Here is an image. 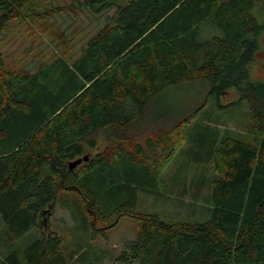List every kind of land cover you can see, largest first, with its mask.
I'll use <instances>...</instances> for the list:
<instances>
[{"label": "trees", "instance_id": "16d2710c", "mask_svg": "<svg viewBox=\"0 0 264 264\" xmlns=\"http://www.w3.org/2000/svg\"><path fill=\"white\" fill-rule=\"evenodd\" d=\"M33 1L0 0V34ZM81 5L115 11L71 62L58 57L14 73L0 52V219L7 242L0 264H72L77 250L65 249L50 231L19 243L38 231L39 214L54 207L60 191L81 198L91 236H104L122 216L139 221L114 264H264V80L249 70L264 28L257 16H264V0ZM193 84L206 93L182 115L174 91ZM229 89L237 95L233 106L245 103L250 139L218 137L207 127L197 133L195 151L213 156L209 217L169 223L133 211L138 193L163 195L170 135L209 96ZM98 131L104 148L69 168L97 146Z\"/></svg>", "mask_w": 264, "mask_h": 264}, {"label": "rangeland", "instance_id": "374dc122", "mask_svg": "<svg viewBox=\"0 0 264 264\" xmlns=\"http://www.w3.org/2000/svg\"><path fill=\"white\" fill-rule=\"evenodd\" d=\"M114 11L115 8H112L96 13L82 6L81 0H34L24 6L20 15L9 21L0 34V52L5 70L32 72L58 57L71 62L80 55L89 37L109 23ZM257 16L262 22L264 16ZM258 41L260 45L249 70L253 79L264 80V28ZM193 85L195 89L189 88V91L181 89L182 86L174 91L175 98L183 104L180 106L182 115L197 108L206 93V89L198 84ZM236 99L234 89L219 97L209 96L204 106L170 135L168 146L173 158L161 168L160 177L165 187H161L163 195L138 193L136 203L131 207L133 211L154 213L169 223L203 222L209 217L213 156L205 159L206 154L195 151L194 139L206 127L216 129L218 137L230 135L250 139L245 131V103L233 106L231 103ZM96 143L94 149L86 151V156H93L106 145L102 131L96 133ZM163 156L164 153H161L159 158L163 159ZM199 156L205 160H198ZM47 209L48 213L37 226L38 231L34 229L27 233L19 243L32 240L36 233L48 226V231L61 238V246L77 250L73 264L84 263L85 249L95 260L101 249L107 250L110 258L106 262L114 264L123 241L135 236L139 224L135 218L122 216L115 225L105 230L104 236H91L87 212L81 198L74 192L60 191L55 207ZM48 231L45 230L46 233Z\"/></svg>", "mask_w": 264, "mask_h": 264}, {"label": "crops", "instance_id": "0c3cea01", "mask_svg": "<svg viewBox=\"0 0 264 264\" xmlns=\"http://www.w3.org/2000/svg\"><path fill=\"white\" fill-rule=\"evenodd\" d=\"M55 205H56V203H55ZM55 205H54V207H55ZM44 228V227H43ZM42 228V229H43ZM5 225H4V223H3V221H1V219H0V255H1V252L3 251V250H5V248H6V245H7V242H6V235H5ZM45 230H47L48 231V226L47 227H45L44 228V232H45ZM74 249V248H69V249H67V250H69V251H72V250ZM120 250V249H119ZM84 252H86V255H85V257H84V263L83 264H94V263H96V264H111V263H108V261L106 262V260L107 259H109L110 258V253L107 251V250H105V249H101L99 252H98V254H100L99 256H98V258H97V260H95L93 257H91L90 255H91V253H87V251H86V249L85 250H83ZM107 251V252H106ZM73 258H72V264H73V259H75L77 256L76 255H78L77 254V252L75 251L74 253H73Z\"/></svg>", "mask_w": 264, "mask_h": 264}, {"label": "water", "instance_id": "95a60500", "mask_svg": "<svg viewBox=\"0 0 264 264\" xmlns=\"http://www.w3.org/2000/svg\"><path fill=\"white\" fill-rule=\"evenodd\" d=\"M87 158H88V157H87L86 155H84V156H82V157H80V158H77V159H75V160L69 162V163H68V166H69V168H74V167H76L80 162H82V161H86ZM47 213H48V209H45V210L41 211V213L39 214V219H38V222H39V223H40L41 218L43 219V218L45 217V214H47Z\"/></svg>", "mask_w": 264, "mask_h": 264}]
</instances>
